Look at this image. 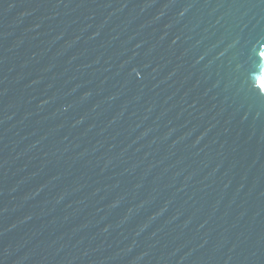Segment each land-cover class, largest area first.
I'll return each instance as SVG.
<instances>
[{
	"label": "water",
	"instance_id": "1",
	"mask_svg": "<svg viewBox=\"0 0 264 264\" xmlns=\"http://www.w3.org/2000/svg\"><path fill=\"white\" fill-rule=\"evenodd\" d=\"M264 0H0V264H264Z\"/></svg>",
	"mask_w": 264,
	"mask_h": 264
},
{
	"label": "snow or ice",
	"instance_id": "2",
	"mask_svg": "<svg viewBox=\"0 0 264 264\" xmlns=\"http://www.w3.org/2000/svg\"><path fill=\"white\" fill-rule=\"evenodd\" d=\"M260 88H261V89H264V82H261V83H260Z\"/></svg>",
	"mask_w": 264,
	"mask_h": 264
}]
</instances>
